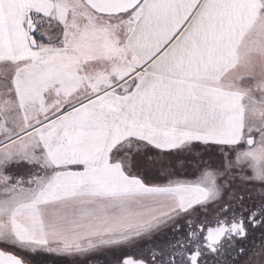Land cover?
I'll use <instances>...</instances> for the list:
<instances>
[{"label":"snow or ice","instance_id":"6c2138e0","mask_svg":"<svg viewBox=\"0 0 264 264\" xmlns=\"http://www.w3.org/2000/svg\"><path fill=\"white\" fill-rule=\"evenodd\" d=\"M264 264V0H0V264Z\"/></svg>","mask_w":264,"mask_h":264},{"label":"rangeland","instance_id":"374dc122","mask_svg":"<svg viewBox=\"0 0 264 264\" xmlns=\"http://www.w3.org/2000/svg\"><path fill=\"white\" fill-rule=\"evenodd\" d=\"M42 264H68L67 259L56 256L44 258Z\"/></svg>","mask_w":264,"mask_h":264},{"label":"flooded vegetation","instance_id":"af4514ba","mask_svg":"<svg viewBox=\"0 0 264 264\" xmlns=\"http://www.w3.org/2000/svg\"><path fill=\"white\" fill-rule=\"evenodd\" d=\"M97 264H104V260H103V259L99 260V261L97 262Z\"/></svg>","mask_w":264,"mask_h":264}]
</instances>
